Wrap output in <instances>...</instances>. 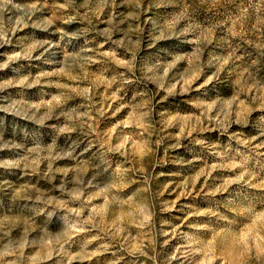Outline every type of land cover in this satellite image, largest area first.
Here are the masks:
<instances>
[{"label":"rangeland","instance_id":"rangeland-1","mask_svg":"<svg viewBox=\"0 0 264 264\" xmlns=\"http://www.w3.org/2000/svg\"><path fill=\"white\" fill-rule=\"evenodd\" d=\"M0 264H264V0H0Z\"/></svg>","mask_w":264,"mask_h":264}]
</instances>
